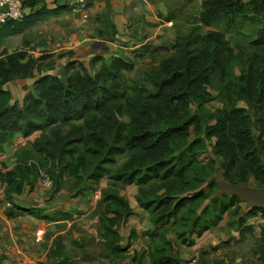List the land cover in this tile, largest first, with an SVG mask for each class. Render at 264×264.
I'll use <instances>...</instances> for the list:
<instances>
[{"label":"trees","instance_id":"16d2710c","mask_svg":"<svg viewBox=\"0 0 264 264\" xmlns=\"http://www.w3.org/2000/svg\"><path fill=\"white\" fill-rule=\"evenodd\" d=\"M25 5L32 12L23 21L0 25V145L18 134L41 135L31 147L38 156L27 155L1 175L7 196L21 193L25 180L37 178L43 169L55 188L62 186L64 175L77 178L75 187L106 175L113 182L135 183L137 200L159 233L153 264H183L167 238L169 227L185 228L177 234L189 243L188 233L200 235L244 203L237 195L215 197L217 165L233 183L264 185V0H202L189 32L145 73L148 84L131 82L127 71L133 64L120 57L95 74L72 63L65 80L43 73V65L28 57L29 50L10 49L8 38L70 8L58 0L50 6L45 0H27ZM35 68L40 75L23 106L12 103L5 85L32 76ZM217 98L222 106L209 110L207 104ZM208 146L211 154L205 156ZM98 207L100 255L125 264L122 258L135 237L121 246L118 228L133 210L115 189L103 190ZM250 209V216L264 215V209ZM238 220L244 223L243 216ZM259 226L257 252L259 264H264V223ZM55 241L50 253L58 258L63 236ZM62 264L75 263L64 256Z\"/></svg>","mask_w":264,"mask_h":264},{"label":"crops","instance_id":"0c3cea01","mask_svg":"<svg viewBox=\"0 0 264 264\" xmlns=\"http://www.w3.org/2000/svg\"><path fill=\"white\" fill-rule=\"evenodd\" d=\"M201 2L91 0L90 18L87 21L69 9L47 17L28 29L39 25L40 35L45 36L35 51H29L28 57L36 60L37 66L43 65V73L54 74L63 80L67 76L68 64H75L74 68L95 74L115 57H120L133 64L132 69L127 71L131 82L148 84L145 73L172 51L178 37L189 32L190 26L201 13ZM44 55L48 57L41 59ZM39 75L38 68H35L32 76L17 78L5 85V89L11 92L12 103L23 106L26 95L33 90ZM40 135L41 131L29 136L18 134L11 141L0 145V264H62L64 257L53 258L50 252L56 246V235L65 232L71 217L84 221L85 227L87 225L89 228L95 221L93 225L100 231L98 201L103 186H106L105 179H110L109 175L97 183L86 181L79 187L74 185L77 184L75 176L64 175L62 186L55 188V185H42L40 175L45 171L43 169L37 178L30 175L25 180L21 193L12 191L7 196V184L1 175L15 169L27 155L38 156L31 147ZM113 184L133 210V214L118 228V244L121 246H126L131 236L135 237L131 239L130 249L125 253V257L129 253L130 256L122 258L123 263L153 264L152 253L160 243L159 233L149 211L141 207L137 200L139 187L135 183L120 181ZM208 202L202 203L198 213ZM241 207L237 213L234 209L225 212L220 223L200 235L190 232L189 243H184L177 234L185 228L179 224L169 227L167 238L173 244L179 260L183 264L193 258L196 259L195 264H259V225L264 223V215L262 212L248 215L251 209L245 202ZM11 212L15 215L11 216ZM42 215L58 218H40ZM240 216L244 218L243 224L238 220ZM125 224L137 232L132 230L125 237L121 231ZM251 225L252 228L247 230V226ZM58 227H62L61 231ZM99 238L102 243L100 234ZM144 241L146 244L142 243ZM113 260H118V264L120 262L119 259Z\"/></svg>","mask_w":264,"mask_h":264},{"label":"rangeland","instance_id":"374dc122","mask_svg":"<svg viewBox=\"0 0 264 264\" xmlns=\"http://www.w3.org/2000/svg\"><path fill=\"white\" fill-rule=\"evenodd\" d=\"M245 30V28H243ZM246 31V30H245ZM40 27L39 25L32 28L31 30L27 31L24 35H16L11 38H8V46L10 49L15 50V49H20V48H27L29 51H35L36 47L41 43V38L44 39L45 36L40 35ZM47 37V36H46ZM49 39V38H48ZM27 40V45L25 44V41ZM243 40V39H242ZM241 40V41H242ZM214 95L217 94L216 91H213ZM222 102L220 99H215L211 101L210 103L207 104V108L209 110H216L222 106ZM240 104H245V102H240ZM210 122V121H209ZM208 123V122H207ZM211 154V147L208 146V151L204 154L205 156H210ZM219 166L217 165V169ZM217 171V170H216ZM216 175V173H215ZM251 184L253 185L254 179H251ZM105 184L106 186H103L101 190V196L103 190L107 189H115L113 186V180L111 179H105ZM103 185V184H102ZM219 188H217L218 192ZM75 218V217H74ZM68 221L67 228L65 232L62 234L63 236V244H64V250L63 253L59 259L63 256L65 258H70L73 263L75 264H118V260H113V259H108V258H102L100 255L103 252L102 248V243L99 238V231L98 228L94 227L95 221H93V224L89 228L87 225L85 227L84 221L80 219H74L71 217ZM128 226V227H127ZM62 227H58V230L61 231ZM57 230V231H58ZM133 231L137 232L135 229H130V226L125 224L121 227L122 234L126 236V234L131 233ZM53 234H57L53 232ZM60 235V234H59ZM130 235V234H129ZM189 235V233H188ZM58 236V234L56 235ZM55 236V237H56ZM54 237V238H55ZM138 237V236H137ZM135 241V240H134ZM137 241V240H136ZM135 241V242H136ZM50 243V238L47 240V244ZM146 244V241L142 242ZM42 245V244H40ZM39 245V246H40ZM55 246V245H53ZM130 256L127 255L126 257L124 256L123 258H127Z\"/></svg>","mask_w":264,"mask_h":264},{"label":"built area","instance_id":"2783aa9c","mask_svg":"<svg viewBox=\"0 0 264 264\" xmlns=\"http://www.w3.org/2000/svg\"><path fill=\"white\" fill-rule=\"evenodd\" d=\"M26 1L27 0H0V25L9 21H23L27 14V10L30 9L32 12V9L25 5ZM45 1H47L49 5V3L51 4L55 0ZM58 2L68 5L70 11L80 16L83 21H87L90 18L91 0H58ZM5 6L7 9L4 8ZM40 180L45 187H51L53 184L51 176L46 171H42ZM195 262L196 259L193 258L186 261L184 264H195Z\"/></svg>","mask_w":264,"mask_h":264},{"label":"water","instance_id":"95a60500","mask_svg":"<svg viewBox=\"0 0 264 264\" xmlns=\"http://www.w3.org/2000/svg\"><path fill=\"white\" fill-rule=\"evenodd\" d=\"M4 8L7 9L6 6ZM30 12V9H28L27 14ZM261 160L264 165V156H261ZM214 180L219 187L216 197L222 195H237L249 208L264 209V185L262 187H254L248 183H233L226 178L224 170L221 167L217 169Z\"/></svg>","mask_w":264,"mask_h":264}]
</instances>
